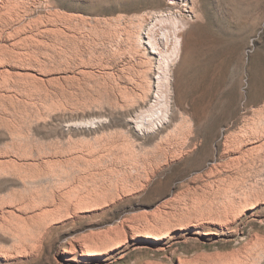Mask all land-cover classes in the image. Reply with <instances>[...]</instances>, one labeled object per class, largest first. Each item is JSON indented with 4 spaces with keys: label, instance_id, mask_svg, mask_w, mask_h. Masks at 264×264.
Segmentation results:
<instances>
[{
    "label": "rangeland",
    "instance_id": "obj_1",
    "mask_svg": "<svg viewBox=\"0 0 264 264\" xmlns=\"http://www.w3.org/2000/svg\"><path fill=\"white\" fill-rule=\"evenodd\" d=\"M166 1L0 0V264L257 263L264 166L228 153L264 127V0L187 1L168 122L138 129L122 30Z\"/></svg>",
    "mask_w": 264,
    "mask_h": 264
},
{
    "label": "bare ground",
    "instance_id": "obj_2",
    "mask_svg": "<svg viewBox=\"0 0 264 264\" xmlns=\"http://www.w3.org/2000/svg\"><path fill=\"white\" fill-rule=\"evenodd\" d=\"M167 1L163 8L150 9L132 16L122 30L123 33L121 32L126 53L132 61L130 64H134L135 61L139 65L138 68L141 69L140 73L138 72L139 78L148 83L144 99L142 98L147 106L139 110L135 117L136 122L134 121L138 129L144 128V123L148 124L149 128H157L168 122L176 79H173V69L184 51L183 33L189 25L186 14L194 11L192 8L186 9L188 0ZM182 6L185 9L181 11ZM254 128L256 127L243 131L229 150L228 156L233 155L234 158V154L237 155L236 158H232V165L237 171L243 166L249 169L264 166V127L260 130ZM248 146L250 151L243 154ZM168 237L169 232L162 230L160 236L156 238ZM255 256L256 264H264V244L258 243Z\"/></svg>",
    "mask_w": 264,
    "mask_h": 264
}]
</instances>
